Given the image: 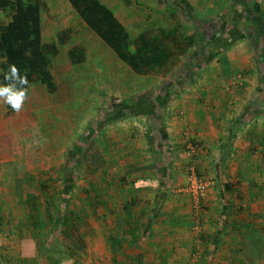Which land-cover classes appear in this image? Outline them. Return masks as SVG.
Listing matches in <instances>:
<instances>
[{"label":"crops","instance_id":"0c3cea01","mask_svg":"<svg viewBox=\"0 0 264 264\" xmlns=\"http://www.w3.org/2000/svg\"><path fill=\"white\" fill-rule=\"evenodd\" d=\"M187 1L192 21L156 5L164 25L133 35L148 28L169 34L158 41L170 53L163 68L136 73L113 52L75 64L56 60L55 90L30 83L23 108L0 121V137L15 129L43 141L33 151L37 162L9 156L0 163L27 171L54 166L61 202L75 192L86 205H101L119 233L133 238L125 254L134 263L257 264V239H264V0ZM170 34L190 37L183 53ZM46 118L50 128L41 131ZM189 165L205 184L197 210L182 190Z\"/></svg>","mask_w":264,"mask_h":264},{"label":"rangeland","instance_id":"374dc122","mask_svg":"<svg viewBox=\"0 0 264 264\" xmlns=\"http://www.w3.org/2000/svg\"><path fill=\"white\" fill-rule=\"evenodd\" d=\"M98 1L113 12L122 26H126L130 36H133L136 30L151 23L164 25L166 22L156 6V0ZM193 1L190 0L192 4L195 3ZM42 2L40 21L43 42H55L58 34L66 37L62 45H57L54 56L56 60H66V52L70 47L82 49L84 57L90 58L100 55L99 53L104 55L111 53L105 45L102 49L101 45L96 43V36L84 26L67 0H42ZM111 62L113 64L110 65L114 66V61ZM1 108L5 109L3 105ZM47 120L48 118L46 121L42 119L46 125L40 127L41 131L50 128ZM26 138L23 135L19 140L24 142ZM1 139H4L3 136L0 137V141ZM20 146L21 144L17 145ZM24 152L26 150H19L17 153L19 157H14V160L20 163ZM8 157V154L0 151V162ZM18 163L13 164L11 169L8 163L4 164L8 169L0 163V264H139L141 262L134 263L132 255L125 254L127 240L131 243L133 238H126L123 233L122 235L119 233V223L116 219L113 222L108 220L101 205H86L85 200L83 202L78 200L75 192L71 193L67 200L65 199L66 204L61 202L59 184H57L59 178L54 166L43 167V171L35 168L36 170L33 169L32 172ZM41 183L45 184L44 190L39 187ZM61 205L66 206L62 212L71 217L65 225L57 222ZM75 215H78L79 220L74 218ZM257 241L259 253L256 255V262L259 264L264 262V239ZM241 256L248 263L253 261L251 260L253 254Z\"/></svg>","mask_w":264,"mask_h":264},{"label":"trees","instance_id":"16d2710c","mask_svg":"<svg viewBox=\"0 0 264 264\" xmlns=\"http://www.w3.org/2000/svg\"><path fill=\"white\" fill-rule=\"evenodd\" d=\"M156 1L168 16L173 17L174 14L180 13L189 22L194 18L187 0ZM67 2L84 26L134 72H143L149 68H163L167 65L170 53L167 52L164 44L159 49L158 41L168 38L169 34L161 31L158 34L155 29L152 31L151 28H148L131 37L118 22L113 12L98 0H67ZM42 7V0H0V16L2 17H0V84L7 83L4 80V73L7 72L9 65H15L19 69L20 75L27 77L26 88L30 83L37 82L44 87L47 93H52L55 90L50 66L56 62L54 56L57 52V45H62L66 37L58 34L55 42H43L40 21ZM170 35L174 40L176 53H183L190 45V37L180 34ZM182 38L186 39L184 45L181 41ZM66 56L70 63L75 64L83 60L84 52L78 47H70ZM163 72L166 71L163 70ZM0 103L5 107L2 110V105L0 106L2 121L11 118V116L14 118L15 111L8 105L5 106L2 101ZM19 133L21 132L13 130L11 136L8 135L1 139L0 151L9 156H18L19 150L24 149L26 152L22 154V157L36 163L37 156L33 151L42 146L43 141H32L33 136L25 135L27 138L23 142L19 140L23 134ZM18 144L21 146L17 147ZM44 186V183L39 185L41 190H44ZM60 214L57 219L60 225H65L70 221L69 214L62 211Z\"/></svg>","mask_w":264,"mask_h":264},{"label":"clouds","instance_id":"9594fccd","mask_svg":"<svg viewBox=\"0 0 264 264\" xmlns=\"http://www.w3.org/2000/svg\"><path fill=\"white\" fill-rule=\"evenodd\" d=\"M5 84H0V101L8 105L13 111L19 112L27 99V77L20 75L15 65H9L4 73Z\"/></svg>","mask_w":264,"mask_h":264},{"label":"built area","instance_id":"2783aa9c","mask_svg":"<svg viewBox=\"0 0 264 264\" xmlns=\"http://www.w3.org/2000/svg\"><path fill=\"white\" fill-rule=\"evenodd\" d=\"M205 189L204 182L196 175L192 166L186 167L185 183L182 190L188 195L191 209L197 210Z\"/></svg>","mask_w":264,"mask_h":264}]
</instances>
